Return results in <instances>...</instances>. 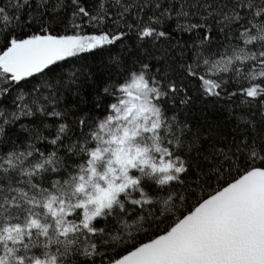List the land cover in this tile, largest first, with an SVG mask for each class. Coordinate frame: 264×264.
<instances>
[{
  "label": "snow or ice",
  "instance_id": "6c2138e0",
  "mask_svg": "<svg viewBox=\"0 0 264 264\" xmlns=\"http://www.w3.org/2000/svg\"><path fill=\"white\" fill-rule=\"evenodd\" d=\"M169 29L195 37L175 68L113 56L97 86L73 64ZM209 97L241 115L201 195L186 113ZM0 264H264V0H0Z\"/></svg>",
  "mask_w": 264,
  "mask_h": 264
},
{
  "label": "trees",
  "instance_id": "16d2710c",
  "mask_svg": "<svg viewBox=\"0 0 264 264\" xmlns=\"http://www.w3.org/2000/svg\"><path fill=\"white\" fill-rule=\"evenodd\" d=\"M172 31L173 35L171 38H160L151 42L147 39L144 41L138 40L135 33L129 32L126 38L109 46L107 49L81 54V56L74 59L73 64L77 68L86 66L87 70L92 74L89 84L97 86L101 85L109 76L117 73V68L112 66L111 58L113 56H119L127 65H131L133 62H144L155 64L157 68L161 69L175 68L193 55L187 49L189 45L195 47L193 44L195 37L193 34H177L174 30ZM165 53L166 56L164 55ZM28 86V84L24 85L25 88ZM189 87L195 88V84H191ZM96 90V87L86 85L78 94L74 92L70 97L67 95L62 97L61 103L67 104L72 112L76 113V116L70 115L69 119H76L77 116L83 114H93ZM192 95L195 96L196 93L193 92ZM95 114L99 115V113ZM186 115L192 127V132L198 136V139L196 140L197 150L186 153L185 158L192 167L183 179L190 186V191L202 195V189H207L210 192L219 186L217 180L208 179V175H212V172L205 167V161L202 157L211 152L214 147L226 149V146L237 135V125L240 123L238 117L241 113L236 103L227 97L220 99L209 97L196 99L191 110ZM23 122L28 123L27 120ZM18 130L19 126L17 125L13 131ZM41 131H43L44 135H48L53 130L41 129ZM205 172L208 175H202ZM198 174L201 175V180L206 181L199 188L193 186V179ZM223 178L222 176L220 179ZM227 178L231 179V177ZM201 180H197L195 183L201 184ZM195 202L196 197H190L188 200L189 204H195ZM160 227L164 228L166 224H161ZM149 231L152 230L149 229ZM140 237H143V233L139 234L138 239Z\"/></svg>",
  "mask_w": 264,
  "mask_h": 264
}]
</instances>
